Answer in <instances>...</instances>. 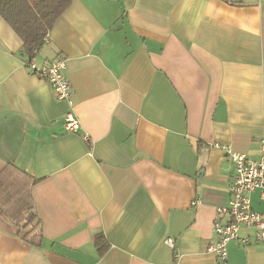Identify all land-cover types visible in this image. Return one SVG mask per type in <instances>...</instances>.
Instances as JSON below:
<instances>
[{
  "label": "crops",
  "instance_id": "1",
  "mask_svg": "<svg viewBox=\"0 0 264 264\" xmlns=\"http://www.w3.org/2000/svg\"><path fill=\"white\" fill-rule=\"evenodd\" d=\"M21 46L0 17V264H221L207 248L233 165L212 144L261 156L264 0H72L34 61L64 59L75 132ZM238 233L227 264H264Z\"/></svg>",
  "mask_w": 264,
  "mask_h": 264
},
{
  "label": "built area",
  "instance_id": "2",
  "mask_svg": "<svg viewBox=\"0 0 264 264\" xmlns=\"http://www.w3.org/2000/svg\"><path fill=\"white\" fill-rule=\"evenodd\" d=\"M24 66L29 73L49 84L55 99L66 102L68 110L64 117V128L69 132L77 131L80 125L72 111V89L70 82L64 75V59L56 58L41 64H37L32 59L24 62ZM212 146L225 151L233 165V175L228 185L230 199L225 207H219L216 210L217 215H223L227 212L231 220L224 225L215 221L213 229L217 241L207 248L208 251L216 253L221 264H227L226 244L228 241L246 242L244 237L239 236L240 227H253L256 240L264 243V213L254 211L248 198V194L255 190L260 191V196L264 198V136L259 140L261 156L258 159H253L243 152L236 151L229 145L214 142ZM193 203L195 204L196 201ZM167 244L174 247L173 239L169 238Z\"/></svg>",
  "mask_w": 264,
  "mask_h": 264
},
{
  "label": "trees",
  "instance_id": "3",
  "mask_svg": "<svg viewBox=\"0 0 264 264\" xmlns=\"http://www.w3.org/2000/svg\"><path fill=\"white\" fill-rule=\"evenodd\" d=\"M72 0H0V17L13 29L22 41L20 55L24 62L34 59L46 43L48 33L57 17ZM21 237L26 239L33 232H40L39 219L30 201L15 217ZM102 236L94 241L99 249L104 247Z\"/></svg>",
  "mask_w": 264,
  "mask_h": 264
}]
</instances>
